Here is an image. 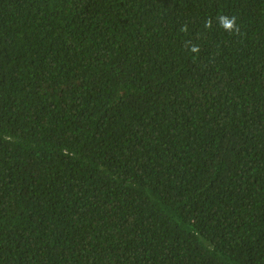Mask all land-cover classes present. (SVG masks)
I'll return each instance as SVG.
<instances>
[{"label": "trees", "instance_id": "obj_1", "mask_svg": "<svg viewBox=\"0 0 264 264\" xmlns=\"http://www.w3.org/2000/svg\"><path fill=\"white\" fill-rule=\"evenodd\" d=\"M0 264H264V0H0Z\"/></svg>", "mask_w": 264, "mask_h": 264}, {"label": "clouds", "instance_id": "obj_2", "mask_svg": "<svg viewBox=\"0 0 264 264\" xmlns=\"http://www.w3.org/2000/svg\"><path fill=\"white\" fill-rule=\"evenodd\" d=\"M235 19H236L235 17L229 18L226 15H222L219 17L220 25L222 28H224L225 30H227L229 32H231L233 29H235L236 32H239V28L235 24ZM210 26H211L210 21L205 24V27H210ZM187 30H188L187 25L182 26L181 31L186 32ZM190 50L192 52H199V47L193 45V46H191Z\"/></svg>", "mask_w": 264, "mask_h": 264}]
</instances>
